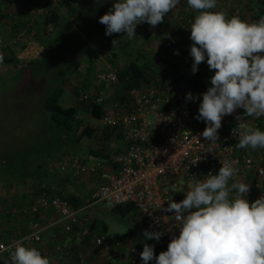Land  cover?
<instances>
[{
	"label": "built area",
	"instance_id": "built-area-1",
	"mask_svg": "<svg viewBox=\"0 0 264 264\" xmlns=\"http://www.w3.org/2000/svg\"><path fill=\"white\" fill-rule=\"evenodd\" d=\"M59 1L34 0L28 11L31 20L26 21L25 25L32 28L38 16L56 12ZM185 8V11H171L165 16L164 22L155 27L147 24L166 48L165 57H158L157 61L162 62V68L166 69L169 63L165 59H171L177 67V74L182 77L200 73L213 75L214 71L209 70L206 60L198 66L195 74L191 70L193 58L190 47L193 42H185L184 37L190 36V26L197 12L191 10L187 2ZM213 11H223L229 18L235 15L248 22L258 21L231 1L218 0V6ZM25 34L26 30L9 44H19ZM31 38L22 46L21 55L18 54L20 60H37L46 55V47ZM6 45L0 38V49ZM111 57L107 58V68L95 74L94 88L84 92L82 99L91 100L102 107L103 115L99 122L103 126L121 130L123 150L105 163L98 160L88 163L74 156L50 159V168L57 169L63 175L77 179L95 173L100 178L90 201L86 206L76 208L67 199L46 190L33 195L29 208L24 209L30 216L26 229L0 234V245L4 246L0 248V264H6L9 260L10 250L5 249L10 245L23 241L28 247L39 246L50 229H59L60 233H71L86 240L91 246L92 256L117 260L127 249L130 252L127 264H143L140 253L145 243L138 246V241L127 242L117 237L109 240V233L101 231L100 225H93L95 218L87 212L90 204L99 201L109 203L112 207L134 204L145 219V230L164 233L159 242L152 239L146 243L153 245L154 249L158 246L160 252L166 251L172 236L179 235V228L175 227L174 213L162 209L167 208L171 200L180 202L184 199L183 192H187L189 183L194 182L193 176L196 180H204L209 172L218 174L223 161L236 162L234 166L237 172L229 184L235 181L249 184L250 191L245 197L249 202L264 195V149H238V136L232 132L240 123L260 128L264 117L248 116L244 109L237 108L233 114L223 117L222 127L218 130L219 139L216 144H210L211 141L202 136L206 122L196 119L202 102L200 96L195 101L187 100L186 95L172 92L171 88L162 85L130 89L129 98L125 101H108L104 95L96 92L95 88L110 87L120 82L118 70L108 63ZM77 69V72H86L88 65L78 64ZM238 116L239 120L236 119ZM9 212L14 214L17 210ZM49 214L56 216L52 220ZM43 215L48 217V221L40 220ZM37 216H40L39 220ZM56 248L64 256L69 254L61 243H57ZM87 258L80 250L78 264H86ZM151 262L153 264L155 261L149 264Z\"/></svg>",
	"mask_w": 264,
	"mask_h": 264
},
{
	"label": "clouds",
	"instance_id": "clouds-1",
	"mask_svg": "<svg viewBox=\"0 0 264 264\" xmlns=\"http://www.w3.org/2000/svg\"><path fill=\"white\" fill-rule=\"evenodd\" d=\"M178 3L179 0H116L99 23L106 26V36L123 33L132 40L137 38L138 24L146 22L155 27L163 23ZM187 5L198 13L190 26L191 70L195 74L206 60L209 70L214 71L211 87L202 94L196 119L206 122L202 136L216 144L223 117L237 108L244 109L248 116L264 117V16L254 22L235 15L229 18L223 11H213L218 0H187ZM117 43L113 40V47ZM197 98L191 92L186 95L187 100ZM232 132L238 136V149H264V131L259 128L240 123ZM235 164L221 162L218 174L209 172L204 180L193 176L184 199L171 200L162 209L174 213L179 235H173L167 250L158 256L154 246L145 243L140 253L143 264L153 260L155 264H264V195L249 202L245 198L249 184H229L237 172ZM163 235L160 231H143L145 240L159 242ZM5 250H10L6 264H52L36 247H28L23 241Z\"/></svg>",
	"mask_w": 264,
	"mask_h": 264
},
{
	"label": "rangeland",
	"instance_id": "rangeland-1",
	"mask_svg": "<svg viewBox=\"0 0 264 264\" xmlns=\"http://www.w3.org/2000/svg\"><path fill=\"white\" fill-rule=\"evenodd\" d=\"M68 1L73 4L80 2V7L74 20L76 21V27L80 28L81 33L89 41L88 44L97 50L96 44H98V39H93L90 36L96 32H100L99 39L100 41H104L100 42L102 44L101 47L107 46L106 48L100 47V49L97 50L100 54V59H98L97 62L92 64L85 59L84 61L80 59L81 61L79 60L80 62H77V64H90L93 77H90L87 81L84 74H78L79 72L73 70L71 74L72 80L78 81L81 79L82 81H91L93 84L94 75L97 71L106 69L108 55L113 53L115 56H112V60L114 61L111 62V65L116 69H121L126 66L130 62V55L132 54V57L134 55L140 58V63L145 62L148 64L149 68L154 67L163 70L162 62L157 61V59L160 57V51H162L164 57L165 49L163 51L162 43L154 34L155 32L152 31V27L148 26L146 22L137 25V38L132 40H129L123 33H114L111 36L105 35L106 26L99 23V18L112 8L116 0H102V2H98V0H84V2L83 0ZM236 1L244 6L243 8L239 7L240 9L248 12L250 7L247 4L250 0ZM61 13L64 14L65 17L62 18L65 20L68 15L67 7H65L64 11ZM40 26L39 28H41ZM37 30L35 29L36 32H38ZM36 32L30 36L32 37V40L39 42V40L36 39ZM40 33L42 36L45 31L41 30ZM89 34L91 35L89 36ZM0 37L9 38V36L4 33H1ZM113 40H118V43L114 48L112 45ZM28 41L29 40H23L20 43L23 42V44H27ZM86 47L87 46H85V48ZM14 48L17 55L20 54L23 49L22 45L18 44ZM2 50L3 49H0V54L3 55V62H0V228L10 229V231L14 233L19 229L25 230L28 225L29 216L24 209L28 206L27 204L35 193L33 186H35V188L39 187L43 182L48 181L47 177H49V174L56 173V170L45 173L46 178L43 179V182L27 179L26 183H21L20 178L17 177L19 174V168L22 167V154L31 155L33 157L31 160L34 161L38 158H43L47 153L46 150H44L45 147L41 143L42 136H48V129L46 126H43L42 122V120H46L45 117H47V114L42 108L43 100L50 88L52 71L63 65L61 56H59L60 59L54 57L51 61L49 59H39V62L16 72L13 64L4 61V57L9 56V52L7 50L2 52ZM108 63L110 64V61ZM157 78L158 77L154 76L155 80ZM158 79H161L162 82L165 81L162 76H159ZM101 89L103 92H101L102 95L106 97L111 94H119L122 90V86L121 84H117L110 87H102ZM188 93L189 92L186 91L180 94L187 95ZM118 96L115 99L108 101H117L120 99ZM69 102V100H65L63 104L67 106ZM80 116H82L80 119H83V125H81L82 128L79 133L83 131V135L78 143L72 144L64 150L66 155L61 152L58 155H55V158L58 156H75L86 161V156L89 155V149L101 148L103 146L101 134L105 126L99 121L91 119L90 116ZM87 126L93 128L94 131L87 133L85 131ZM74 128L76 130L75 133H77V127ZM76 137L78 136L76 135ZM33 142H35V144ZM31 143L33 144L31 145ZM8 159L11 160V164L4 162L5 160L8 161ZM90 160L94 161L89 157L88 163L91 162ZM32 167L34 166L31 164V171ZM12 175H14L16 179L11 178ZM95 179H75L74 181L76 185L70 187L72 191L70 193L75 194L74 192L76 189L81 191L82 194H85V191H87V198L85 199L87 200L88 196L91 197L92 195V188L96 183ZM55 183H57V181ZM88 185L90 186V189ZM54 188L55 184H51L50 189L54 190ZM183 194H186V192H183ZM14 209L17 210L16 213L13 214L9 212V210L13 211ZM87 212H89L92 218H95L97 222L102 224V222L105 221L109 226L108 233L112 237H117L121 240H126L127 242L130 240H139L141 234H143V231L145 230L144 217L135 212L125 218L117 217L112 213V206L106 202H92ZM49 217L52 220L54 219L53 216ZM41 220L44 221L43 218H41ZM14 221H18L19 225L14 226ZM124 252L125 254L117 260L115 258H106L104 260L105 264H127V258L129 257L130 252L127 249H124Z\"/></svg>",
	"mask_w": 264,
	"mask_h": 264
},
{
	"label": "trees",
	"instance_id": "trees-1",
	"mask_svg": "<svg viewBox=\"0 0 264 264\" xmlns=\"http://www.w3.org/2000/svg\"><path fill=\"white\" fill-rule=\"evenodd\" d=\"M254 6L249 8L248 12L253 15L254 19L259 20L261 16H264V0H253ZM34 0H12L9 5L12 7L13 10L9 9H1L0 8V26L6 22V20L10 21L11 23L19 22L20 20L23 23L22 27L13 25L14 35L10 39L9 38H2L6 46L3 47V51L7 50L9 52V56L4 57V61L13 64L14 68L17 71L26 68L27 66H31L37 62L38 60H20L18 55L16 54L15 46L13 44H9L13 38H17L23 31L26 30V34L21 38V40L26 41L30 38L32 33L35 34V29L38 31L36 32V39L39 40L41 44L46 46L47 53L42 58L44 60L49 59L50 61L57 57L62 59V65L60 68H55L51 74V84L48 90V93L43 100V111L47 114L46 120H42L43 126L48 129V136L41 138V143L45 147L46 155L43 158H38L34 161L31 159L33 158L31 155L22 154L21 165L22 167L19 168V174L17 177L20 178L21 183H26L27 179H32L35 181L43 182V179L46 178L45 173L53 172L54 170L58 171L57 169L50 168L49 160H58L61 157L55 158V155L59 153H65V149L68 148L70 145L78 143L79 139L83 135V131L79 133L81 130V125H83V119H78L80 115L90 116L91 119L95 121L101 120L103 115V110L100 105H95L91 100H84L82 96L84 92L91 91L94 88V81L93 84L91 81L87 82L88 79L91 77V74L88 73L90 70V64L88 65L89 71L86 72H79L78 74H84L85 79L87 81H82L79 79L78 81H74L71 78V74L73 70L78 71L76 66L78 65L77 62L81 59H84L87 62L94 63L97 62L99 58V51L98 49L101 47L100 42H104L103 40L100 41V32H96L94 34H89V36L93 39H98L97 43V50L93 48L89 43V41L85 38V36L81 33L80 28L76 27L75 23V15L79 9V4H73L68 0H60L59 7L56 9V12L47 16H38L35 19V22L32 28L27 27L26 21L29 22L31 20L30 15L28 14L29 8L32 5ZM84 2V0H83ZM183 0H179V3L176 7L181 6ZM77 6V7H76ZM67 7L68 15L65 20L62 17H65L63 10ZM21 15V16H20ZM23 18V19H22ZM12 20V21H11ZM41 24V26H40ZM39 26L41 28H39ZM81 27V26H80ZM82 28V27H81ZM79 29V30H78ZM41 30L45 31V33L41 36ZM86 32V31H85ZM18 45H24L23 42L19 43ZM85 46H87L85 48ZM107 46H102L101 48H106ZM164 57L166 55V48L164 46ZM114 48V47H113ZM108 50V49H107ZM132 55V54H131ZM130 55V62L121 69L118 70V75L122 86V90L119 93L118 100L125 101L128 100V91L133 88H140L142 86H165L171 88L172 92L182 93V92H191L193 96L202 97V94L207 91L210 84V78L212 75L207 73H200L197 76H189V77H182L177 74V67L175 63L171 59H165L169 66L166 69L159 70L154 67H150L145 62L140 63V58L138 56L133 57ZM115 56V54H110L108 57ZM160 58H164L162 55V51L159 53ZM133 58V59H132ZM111 57L110 64L114 60ZM80 60V61H81ZM79 61V62H80ZM77 64V65H76ZM80 64V63H79ZM86 64V63H83ZM91 69V68H90ZM98 72V71H97ZM96 72V73H97ZM157 73V74H156ZM162 76L165 81L162 82L161 79H158L159 76ZM155 77H158L156 80ZM95 80V77H94ZM87 82V83H86ZM102 88V87H99ZM97 89V88H96ZM95 89V90H96ZM117 97V96H116ZM65 100H69V104L65 106L63 103ZM77 127L78 132L75 133V128ZM261 131H264V123L262 122L261 127L259 128ZM85 131L90 133L94 131L91 127H86ZM76 135L78 137H76ZM101 138L103 140V146L101 148L96 149H89L88 156H86V161H89V157L96 162V160L105 163L106 161H110L115 153L120 152L124 148V140L122 136L121 130H117L115 128L105 126L103 132L101 134ZM38 141L36 138H34ZM35 144V142H33ZM31 143V145L33 144ZM22 153V152H21ZM27 155V156H26ZM66 155V153H65ZM72 155V154H71ZM73 156V155H72ZM75 157V156H74ZM80 159V158H79ZM101 159V160H100ZM84 161V160H83ZM5 163H10L11 160L4 161ZM31 164L34 166L32 167L31 171ZM59 172V171H58ZM7 173V172H6ZM60 173V172H59ZM57 173L49 174L48 181L43 182L42 185L35 188L34 187V195L42 190L48 191V193L52 195H58L62 198L67 199L74 207L79 208L82 206H86L87 203L90 201V197L85 200V194L78 195L73 193H66V184H57L54 190L50 189L51 182L53 179L56 178ZM63 175V174H62ZM66 178L67 185H71L73 179L75 178L69 175H63ZM22 177V178H21ZM11 178L16 177L14 175ZM73 178V179H72ZM84 178L95 179L96 183L99 182L98 176L93 173L91 176L86 174L80 177V180H84ZM15 183V182H14ZM95 187V186H94ZM90 189V188H89ZM33 197V196H32ZM136 213L140 215L137 211L134 204H120L115 207H112V213L120 218H125L132 213ZM29 216V215H28ZM30 218V216H29ZM100 225L101 231L108 233L109 226L105 221L97 222L94 219L93 225L97 226ZM109 240H112V236H109ZM139 245L146 243L147 240L143 238V234H141V238L137 240ZM155 255H159L160 248L156 246L154 249ZM152 264V262L150 263ZM155 264V262H153Z\"/></svg>",
	"mask_w": 264,
	"mask_h": 264
},
{
	"label": "crops",
	"instance_id": "crops-1",
	"mask_svg": "<svg viewBox=\"0 0 264 264\" xmlns=\"http://www.w3.org/2000/svg\"><path fill=\"white\" fill-rule=\"evenodd\" d=\"M11 1L12 0H0V8L1 9L4 8L6 10H8V9L13 10L12 9L13 6L11 7L9 5V3ZM224 1H226V2H230L231 1V2L235 3L236 5H238V7H240V8L244 7V6H242V4H240L236 0H224ZM186 2H187V0H183L181 6L176 7L172 11H178V10H182V11L184 10L185 11L186 10V8H185ZM77 5H78V3H77ZM247 5L250 8H252L254 6V1L250 0ZM248 13H250V12H248ZM16 23L17 22L11 23L10 21L6 20V22L3 23L0 26V34L4 33L5 35L9 36L10 39H11L13 37V35H14V30H15V29L12 30L13 29V25H16ZM17 25L19 27H22L23 26L22 21L20 20L17 23ZM188 36L184 37V41L192 43V41L190 40V36L189 37ZM89 70H87V71H89L88 73H90L91 77H93L92 69L89 68ZM94 77H95V75H94ZM96 92H100L101 93L102 89L101 88H97ZM118 95L119 94H114V95L111 94L109 96H106V98H107V100H112V99H115L116 96H118ZM56 173H57L56 178L53 179V181H55V182L57 181V183L51 182V184H55V187H56L57 184H60V185L61 184H66V191L67 192H72L70 187L71 186L74 187V185H76L74 179L72 178L73 182L71 183V185L69 184L67 186V183H68V182L66 183L67 179L64 178V176L61 173H59L58 171H56ZM88 187L90 188L89 185H88ZM92 189L94 190V187ZM74 193L83 196L82 192L77 190V189L75 190ZM31 200L27 204L28 206L26 208H29ZM49 215H52L53 218H55V216H56L55 214H49ZM44 216H46V215H43V217H41V218L44 219V222L48 221V217L45 218ZM37 218L39 220L40 216H37ZM17 222L18 221H14V226L15 225H19V222L18 223ZM58 230L59 229L54 231L53 229H50V230L46 231V234L44 236V242L40 243L39 246H36V248L42 253V255L47 256L51 260L52 264H78L77 256H78V253H79L80 250H82L88 256L86 264H105V262H104L105 259H102V258H100L98 256H92L91 255V246H90V244L88 242H86V240H81L79 237H77L76 235L71 234V233H69V234L60 233V232H58ZM8 233L12 234L10 229L0 228V234H8ZM57 243H61L64 246L65 251L67 253L69 252V254L64 256L63 253L59 252L57 250V248H56ZM61 255H63V257H61Z\"/></svg>",
	"mask_w": 264,
	"mask_h": 264
}]
</instances>
